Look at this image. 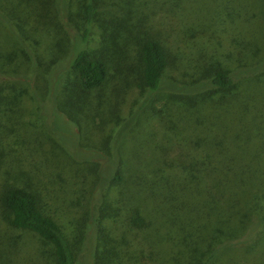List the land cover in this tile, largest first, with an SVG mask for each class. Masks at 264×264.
I'll use <instances>...</instances> for the list:
<instances>
[{
  "label": "trees",
  "instance_id": "obj_1",
  "mask_svg": "<svg viewBox=\"0 0 264 264\" xmlns=\"http://www.w3.org/2000/svg\"><path fill=\"white\" fill-rule=\"evenodd\" d=\"M56 1L60 10L49 0H0V76L12 78L19 72L31 78L29 85L34 82L32 89L15 91L13 86L7 94H2L0 86V116L6 118L0 119V139L4 122L14 118V109L18 110L27 96L56 151L41 149L36 153L43 163L38 174L28 177L32 183L19 186L5 180L0 184V223L16 234L37 236L41 245L33 240L27 243L24 236L0 235V264H84L80 253L90 235L94 246L86 264H264V0L193 1L201 13L197 27H190L189 37L194 40L211 34L213 23H208V18L214 16L215 45L224 40L230 48L219 54L217 65L199 66V60L194 59L196 69L190 80L166 75L174 57L158 35L139 39V65L127 80L144 92L160 93L168 107L162 117L166 119L162 120L163 137L154 138L155 153L146 154V158H140L137 149L134 157V150L122 144L124 148L116 155L80 144L72 127L67 137L83 153L81 157L57 140L45 119L51 112L43 109L44 103L57 105L60 115L77 125L64 104L71 97L72 105L80 100L81 107L89 109L92 95L95 99L106 80L107 66L105 60L83 47L99 11L97 0H82L81 32L67 14V0ZM13 10L15 16L11 15ZM52 10L77 33L66 54L42 64L24 47L23 40L27 39L26 31H43L50 22L58 32H64L63 24L52 20ZM173 17L177 18L175 13ZM129 28L120 25L113 36L120 38ZM9 39L21 47L26 59H20L15 51L11 58L1 54ZM215 51L212 48L211 55L217 58ZM57 65L67 66L73 76V85L62 87L59 94V81L53 85L49 76ZM39 75L45 85L37 80ZM58 96L66 97L59 101L61 105ZM105 115L108 117L103 119ZM109 117L110 111L105 110L101 124ZM132 121L129 116L115 126L113 141H120L122 132L131 130ZM12 150L4 145L0 151V164L11 163L6 178H11L9 174L16 178L17 165L9 157ZM60 155H66L62 163ZM90 157L98 159L93 181ZM117 162L130 166H117ZM75 169L84 170L80 193L82 197L85 193L87 201V212L75 213L83 216V222L75 218L77 232L82 231L79 239L62 231L59 221L45 209L42 195L33 188L35 182L49 193L57 184L49 174L57 177V170L64 172L66 184L74 178ZM17 172L21 173L19 168ZM106 181L116 192L101 202V187Z\"/></svg>",
  "mask_w": 264,
  "mask_h": 264
},
{
  "label": "rangeland",
  "instance_id": "obj_2",
  "mask_svg": "<svg viewBox=\"0 0 264 264\" xmlns=\"http://www.w3.org/2000/svg\"><path fill=\"white\" fill-rule=\"evenodd\" d=\"M49 1L52 5L57 6L59 10L61 9L59 2L56 0ZM193 1L181 0V3H179L178 0H97L99 11L83 47L105 60L107 66L106 80L100 90L96 91L97 96L95 99L92 95L93 101L90 103L89 109L87 105H85V108L81 107L80 100H77V103L75 102L72 105L70 103L71 97L69 96L70 98L67 99L69 101L64 104V109L69 111L77 125L60 115L57 105L54 107L49 102L44 103L43 109L51 112L50 115H46L45 119L48 124H51L60 143L63 141L76 156H82L83 153L74 147V141L69 140V137H67L68 131L72 127L80 138V144L113 152L112 155L118 154L120 148L127 147L134 150V157H136L135 149L139 151L140 158H146V154L153 156L155 153L153 151V148H155L153 140L154 138L161 140L163 137L162 120L165 122L166 119H162V117L168 112V107L165 105L164 96L160 93L151 94L144 92L142 89L135 87L133 82L129 83V80H127L128 74L133 71L136 72L139 65L136 53L139 39L145 35H158L157 38L159 37V40L169 49L170 55L174 57L173 62L170 63L166 71V75L185 80H190L193 76L196 69L194 59L199 60V66L217 65V61L221 59L219 54L230 48L229 43L224 40L221 41L220 45H215L216 40L213 37V32L216 30L217 21H215L214 16L208 18V23H213L210 29L212 30L211 34H204L194 40L190 38L191 36L189 37L190 27H197V21L201 13V11H196L199 6L192 5ZM196 1L199 2L200 0ZM218 1L216 0L215 2ZM81 4L82 0H67L66 4L67 14L72 19V23L77 24L80 32L84 29L79 18ZM106 4L111 6V8L106 9L104 7ZM52 13L55 17L52 20H57L56 24H63L64 32H58L55 24L50 22L49 28L45 27L43 31L39 30L36 33L26 31L27 39L23 38L24 47H28L29 51L42 64L50 62L55 56L59 57V55L63 56L66 54L65 51L69 47L70 42H73L72 36L77 33L76 30L66 27L71 25L67 20H63L61 17L59 19L53 10ZM173 13L176 14V19H174ZM14 14L15 10H13L11 15ZM120 25L130 28L120 38L114 37L113 32L115 33ZM185 29L186 34L184 33ZM229 38H232L231 34ZM7 43L6 46L2 47L1 54L5 55L7 53V57L11 58L13 57V51H15V55H19L20 59H26V53L14 40L9 39ZM212 48L216 49L217 58L213 54L211 55ZM176 59L178 60L176 61ZM65 65H67V62H65ZM18 73H14L12 78L6 77L3 79V76H0V86L3 87L2 94L12 92L11 88L13 86L15 91L21 88L32 89L34 82L29 85L32 83L31 78H28L25 74ZM50 75V81L53 85L59 81L57 87H60V89L58 92L56 90L57 94L61 92L62 87L66 86L69 89L73 85V76L67 66L63 68L58 65L54 66L51 68ZM37 80L39 82L43 81L45 85V80L41 75L37 77ZM53 85L50 86L52 91ZM67 93L70 95L69 92ZM41 94H45L44 86ZM65 100L66 97L58 96V102ZM60 102L59 105H61ZM99 104L100 107L98 106L95 110H91L92 106L95 107ZM77 107L80 109L78 110ZM105 110L110 111L111 118L109 117L105 124H101L100 117ZM95 112L96 115L92 116ZM12 115H14V118L4 122V126L1 127L3 139H0V151L4 149V145H6V148L14 149L11 151L12 156L9 157L13 164L17 165V167H14L16 178H12V174H9L11 178H6V172L10 171L11 165L10 161H7L5 164H0V184L6 183L5 180H8V183L25 186L31 182L28 177H32V174H38L39 166L43 163V158L38 157L36 153H40L41 149L56 151L49 144L50 138L48 134L43 130L40 122L36 120L33 104L27 96L21 107L18 110L17 108L14 109V114ZM129 116L133 120V127L127 132H124L126 130L122 132L120 141H113L115 136L112 137L113 135L111 136V134L115 132V126H119ZM102 117L106 119L108 115H105V118L104 116ZM0 119L6 120L4 116H0ZM99 124H101L100 127ZM178 126L180 125L178 124ZM121 144L124 147H121ZM111 146L114 147L113 151H111ZM35 147L39 148L35 149ZM60 156L61 160L58 161L62 163L66 155ZM90 161H93L91 164V181H93L95 163H98V159L90 157ZM105 165L110 166V163L106 161ZM111 165L114 166L115 164L112 163ZM116 165L122 167L130 166V164H124L123 162H117ZM17 168L20 169V174L17 172ZM75 171L74 178L66 184L63 183V179H65L64 172L57 170V172H60L57 177L49 174V178L57 180V184L54 186L55 189L51 187L53 190L49 193L44 192L43 188L35 182H33V188L42 195L45 209L53 215L54 219L59 221L62 231L67 236L77 235L79 239L82 231L80 233L77 232V225H75L77 223L75 221L80 215L76 216L75 213L83 215L84 212H87V201L85 193H83L84 197L80 193L84 189L82 185V173L84 170L83 172H78L75 169ZM107 186L108 181L103 183L101 187V202L104 201L105 197L113 196L116 192L114 186ZM90 193L87 195V199ZM93 198L95 200V196ZM109 205L111 204L109 203ZM76 217L77 219L75 220ZM80 218H82L83 222V216ZM0 235L3 237L24 236L23 238L27 243L33 240L35 245L41 246L37 236L33 234H16L4 223H0ZM93 246L94 242L90 235L87 242H83V248L80 253L82 256L81 261L84 264H86L87 260L89 261V254L91 255Z\"/></svg>",
  "mask_w": 264,
  "mask_h": 264
}]
</instances>
